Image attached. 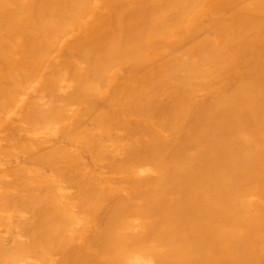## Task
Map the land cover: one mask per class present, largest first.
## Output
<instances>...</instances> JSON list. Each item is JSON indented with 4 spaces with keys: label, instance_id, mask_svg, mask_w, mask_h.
I'll use <instances>...</instances> for the list:
<instances>
[{
    "label": "bare ground",
    "instance_id": "6f19581e",
    "mask_svg": "<svg viewBox=\"0 0 264 264\" xmlns=\"http://www.w3.org/2000/svg\"><path fill=\"white\" fill-rule=\"evenodd\" d=\"M0 264H264V0H0Z\"/></svg>",
    "mask_w": 264,
    "mask_h": 264
}]
</instances>
